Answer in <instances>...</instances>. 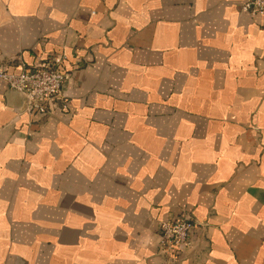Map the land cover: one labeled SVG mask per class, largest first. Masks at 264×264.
I'll use <instances>...</instances> for the list:
<instances>
[{
  "label": "crops",
  "instance_id": "0c3cea01",
  "mask_svg": "<svg viewBox=\"0 0 264 264\" xmlns=\"http://www.w3.org/2000/svg\"><path fill=\"white\" fill-rule=\"evenodd\" d=\"M245 0H0V66L63 57L35 117L0 80V264H264V16ZM187 216L190 243L161 249Z\"/></svg>",
  "mask_w": 264,
  "mask_h": 264
},
{
  "label": "built area",
  "instance_id": "2783aa9c",
  "mask_svg": "<svg viewBox=\"0 0 264 264\" xmlns=\"http://www.w3.org/2000/svg\"><path fill=\"white\" fill-rule=\"evenodd\" d=\"M241 8L251 15L264 16V0H245ZM63 57L54 55L33 65H21L19 71L0 66V80L26 98L25 111L32 116L53 113L57 100L63 98L66 79L61 66ZM193 224L187 216L171 217L160 222L161 247L168 254L181 253L190 243Z\"/></svg>",
  "mask_w": 264,
  "mask_h": 264
},
{
  "label": "water",
  "instance_id": "95a60500",
  "mask_svg": "<svg viewBox=\"0 0 264 264\" xmlns=\"http://www.w3.org/2000/svg\"><path fill=\"white\" fill-rule=\"evenodd\" d=\"M25 106H26V98L24 97V108H25Z\"/></svg>",
  "mask_w": 264,
  "mask_h": 264
}]
</instances>
